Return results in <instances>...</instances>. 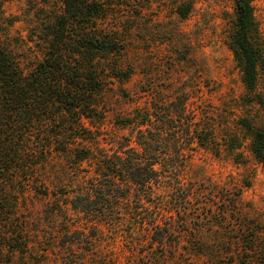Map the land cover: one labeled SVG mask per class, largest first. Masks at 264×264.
<instances>
[{
    "label": "rangeland",
    "instance_id": "1",
    "mask_svg": "<svg viewBox=\"0 0 264 264\" xmlns=\"http://www.w3.org/2000/svg\"><path fill=\"white\" fill-rule=\"evenodd\" d=\"M100 2L106 16L91 29L93 37L104 35L114 47L87 49L80 58L77 21L64 46L65 56L92 62L100 78L96 116L83 118L79 146L98 142L109 155L127 140L136 147L137 126L146 128L147 116L154 122V110L177 96L185 97L186 113L196 115L209 140L192 152L180 191L165 182L153 187L166 206L156 234L162 240L152 241L145 214L155 216L154 204L146 212L134 186L130 199L107 203V177L61 151L74 125L51 123L45 137L35 133L32 147L43 145L39 137L53 139L52 153L23 155L28 164L34 160V176L16 173L19 180L8 187L18 206H10V196L1 205L11 208L9 226L25 233L26 247L3 249L0 264H264V165L250 152L252 130L264 127V0L250 1L260 50L251 91L233 54L234 0ZM187 3L192 9L182 17ZM63 10L62 0H0V44L24 73L43 59ZM3 119L0 111V126ZM126 179L116 177L119 193Z\"/></svg>",
    "mask_w": 264,
    "mask_h": 264
},
{
    "label": "trees",
    "instance_id": "2",
    "mask_svg": "<svg viewBox=\"0 0 264 264\" xmlns=\"http://www.w3.org/2000/svg\"><path fill=\"white\" fill-rule=\"evenodd\" d=\"M250 1L234 0L232 41L233 54L242 66L243 84L251 91L256 85L260 50L253 39L255 22ZM62 2L64 10L55 24V34L47 52L30 71L24 73L0 44V111L3 121H8L0 126V251L11 247L16 252L26 247L25 233L22 230L14 232L9 226V223L13 224V219L6 213L11 208L5 206L2 210L1 205L8 203L10 196L13 199L10 206L13 209L18 206V198L10 193L8 187L19 180V177L15 176L16 173L26 171L31 173V177L34 176V160L28 164L23 155L30 152L36 157L37 153H52L53 139L45 140L39 137L43 145L32 147L35 133L42 130L45 137L51 123H62L61 128L69 123L74 125L71 143L62 145L61 151L77 166L88 161L95 166L96 175L107 177L108 184L102 185V189L105 187L107 191V203L116 198L130 199V188L134 186V189L137 188L133 191V196L146 212H149L150 204H154L156 214H145L149 217L146 225L149 227L148 233L149 229L153 231L150 234L151 240L161 241V238H156V234L160 225L158 219L163 217L161 211L163 212L166 203L153 196V187L165 182L171 185L172 189L180 191L183 186L180 176L186 163L195 148L206 144L210 133L206 127H200V122H197L193 112L186 113L185 97L177 96L164 110H154V122L148 119L151 113L147 116L146 123L149 124L146 128L137 126L136 147H131L130 140H127L126 146H114L109 155L98 142L93 141V148L79 146L78 141L84 139V134L81 136L80 131L83 118L96 116L95 101L101 87L96 68L92 62L86 66L80 60V55L83 56L87 49L107 51L112 49L114 44L104 35L93 37L91 29L96 26L98 19L106 16L100 0ZM191 9V3H187V9L180 15L184 17ZM73 21H77L78 35L74 41H77L80 58H72V62L71 58L65 56L64 46L67 45L68 29ZM126 122L131 124L134 120L127 119ZM136 124L144 125L142 122ZM250 152L256 161L264 165V127L252 130ZM19 163L21 168L17 166ZM157 165L161 169H155ZM116 177L127 178L124 180L126 192H118L120 186ZM182 209H185V202L181 203L178 211ZM12 226L13 230L19 227Z\"/></svg>",
    "mask_w": 264,
    "mask_h": 264
}]
</instances>
